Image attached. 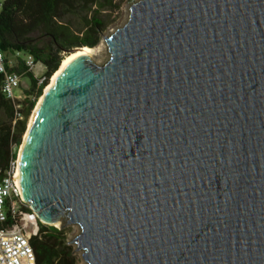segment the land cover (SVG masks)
<instances>
[{
	"label": "water",
	"instance_id": "water-1",
	"mask_svg": "<svg viewBox=\"0 0 264 264\" xmlns=\"http://www.w3.org/2000/svg\"><path fill=\"white\" fill-rule=\"evenodd\" d=\"M129 3L26 129L22 200L84 264H264V0Z\"/></svg>",
	"mask_w": 264,
	"mask_h": 264
},
{
	"label": "trees",
	"instance_id": "trees-1",
	"mask_svg": "<svg viewBox=\"0 0 264 264\" xmlns=\"http://www.w3.org/2000/svg\"><path fill=\"white\" fill-rule=\"evenodd\" d=\"M0 47L13 62L12 71L29 81L21 90V119L14 123V108L1 91L0 76V180L11 171L26 129L27 119L50 77L65 55L79 47L93 48L106 28L104 12L117 8L122 0H1ZM80 29L73 31L71 21ZM42 38H35V35ZM18 52L19 57H14ZM30 56L43 67L38 84L31 72H25L22 59ZM30 211L29 209H26ZM11 219L6 224H11ZM38 236L30 239L35 264H75L72 249L66 243L65 229L37 222Z\"/></svg>",
	"mask_w": 264,
	"mask_h": 264
},
{
	"label": "built area",
	"instance_id": "built-area-1",
	"mask_svg": "<svg viewBox=\"0 0 264 264\" xmlns=\"http://www.w3.org/2000/svg\"><path fill=\"white\" fill-rule=\"evenodd\" d=\"M2 1L0 0V8ZM16 52L14 57H19ZM25 72H33L37 64L30 56L22 59ZM13 62L0 47L1 91L11 101L14 108V121L21 119L19 93L22 73L12 71ZM43 77L38 79L41 83ZM16 165L0 180V264H35V256L30 239L38 236L37 219L28 205L22 200L19 185L15 178ZM29 209L30 211H27ZM11 224H6L7 221Z\"/></svg>",
	"mask_w": 264,
	"mask_h": 264
},
{
	"label": "rangeland",
	"instance_id": "rangeland-1",
	"mask_svg": "<svg viewBox=\"0 0 264 264\" xmlns=\"http://www.w3.org/2000/svg\"><path fill=\"white\" fill-rule=\"evenodd\" d=\"M130 0H122L121 2L118 3L117 8H115L114 10L111 11H106L104 12L105 16H106V28L102 31V33L100 34L99 37V41L97 43V46L103 44V39L107 36H109L115 29H117L118 27H120L123 22L126 20L127 14H128V8H129V3ZM71 23L74 25L72 26V30L76 31L78 29H80V27L76 24V21H71ZM35 38H43L41 35H35ZM106 60V51L103 50V53L101 56H99L97 59L93 60L95 63L98 64H102L104 61ZM44 72V69L42 66H40L39 64H37L34 69L33 72H31L33 74V76L36 79H40L42 77V74ZM29 87V81L26 77H22L21 81H20V89L21 90H27ZM37 103V101H36ZM35 103V105H36ZM35 107V106H34ZM34 109V108H33ZM33 111V110H32ZM31 111V113H32ZM30 113V115H31ZM29 115V116H30ZM28 120L29 117L27 119V123H26V129H27V125H28ZM25 129V131H26ZM25 134V132H24ZM24 134L22 136V139L24 137ZM23 141V140H22ZM21 141V143H22ZM20 148V147H19ZM19 151V149H18ZM18 154V153H17ZM63 229H65V238H66V243H68L70 240L73 239V237L76 236L77 234V227L75 226H68V227H64ZM70 246V248L72 249V252L74 251V246L71 244H68ZM72 256L75 259V264H84L81 257H80V253L79 252H73Z\"/></svg>",
	"mask_w": 264,
	"mask_h": 264
},
{
	"label": "bare ground",
	"instance_id": "bare-ground-1",
	"mask_svg": "<svg viewBox=\"0 0 264 264\" xmlns=\"http://www.w3.org/2000/svg\"><path fill=\"white\" fill-rule=\"evenodd\" d=\"M103 50L106 51V47H105L104 44H101V45H99L97 47H93V48L84 47V48H81V49H76L75 51L70 52V53H68L67 55H65L63 57V59L61 60V63L59 65L58 69L50 77L48 84L43 89V91L41 93V96L38 98L37 103H36V105H35L32 113H31V115L29 116L27 129H29V127H30V125H31V123H32V121L34 119V116H35L38 108L43 103L44 99L46 98V95L48 94L49 90L51 89L53 83L55 82L57 76L61 73V71L69 63H71L73 60H75V59H77L79 57H90L89 59L95 60L99 56L102 55ZM26 134H27V132H26ZM26 134L23 137V141H22V144H21V146L19 148L18 156H17L16 162H15V165H16L15 178H16V182H17L18 185H19V159H20V154H21V151H22V147H23V143L25 141ZM19 188H20V185H19ZM20 193H21V189H20ZM55 226L57 227L58 224H55Z\"/></svg>",
	"mask_w": 264,
	"mask_h": 264
}]
</instances>
